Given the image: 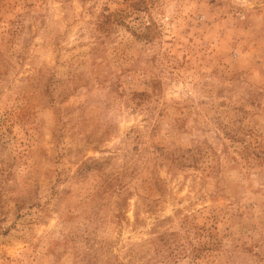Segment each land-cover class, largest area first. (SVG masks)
I'll list each match as a JSON object with an SVG mask.
<instances>
[{"label": "rangeland", "instance_id": "rangeland-1", "mask_svg": "<svg viewBox=\"0 0 264 264\" xmlns=\"http://www.w3.org/2000/svg\"><path fill=\"white\" fill-rule=\"evenodd\" d=\"M0 264H264V0H0Z\"/></svg>", "mask_w": 264, "mask_h": 264}]
</instances>
